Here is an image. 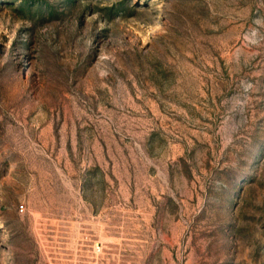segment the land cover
<instances>
[{"label":"rangeland","instance_id":"1","mask_svg":"<svg viewBox=\"0 0 264 264\" xmlns=\"http://www.w3.org/2000/svg\"><path fill=\"white\" fill-rule=\"evenodd\" d=\"M0 264H264V0H0Z\"/></svg>","mask_w":264,"mask_h":264}]
</instances>
